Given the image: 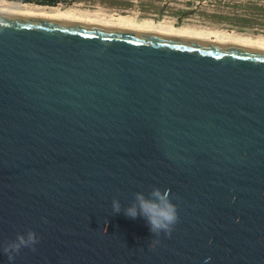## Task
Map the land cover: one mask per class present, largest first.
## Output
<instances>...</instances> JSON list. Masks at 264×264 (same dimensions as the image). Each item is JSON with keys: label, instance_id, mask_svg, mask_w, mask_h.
Returning <instances> with one entry per match:
<instances>
[{"label": "water", "instance_id": "obj_1", "mask_svg": "<svg viewBox=\"0 0 264 264\" xmlns=\"http://www.w3.org/2000/svg\"><path fill=\"white\" fill-rule=\"evenodd\" d=\"M29 229L11 264H264V48L0 14V264Z\"/></svg>", "mask_w": 264, "mask_h": 264}, {"label": "bare ground", "instance_id": "obj_2", "mask_svg": "<svg viewBox=\"0 0 264 264\" xmlns=\"http://www.w3.org/2000/svg\"><path fill=\"white\" fill-rule=\"evenodd\" d=\"M0 14L49 18L57 21L80 22L140 32L204 39L209 41L264 48V34H253L223 27H196L176 24L171 19L138 17L135 14L108 12L101 8L85 7L81 3L70 6L35 4L32 2L0 0Z\"/></svg>", "mask_w": 264, "mask_h": 264}, {"label": "rangeland", "instance_id": "obj_3", "mask_svg": "<svg viewBox=\"0 0 264 264\" xmlns=\"http://www.w3.org/2000/svg\"><path fill=\"white\" fill-rule=\"evenodd\" d=\"M8 1L24 2L25 0ZM238 1L239 2L234 0H75L69 2V0H61L57 4L70 6L81 3L85 7L101 8L108 12L117 11L119 13H132L138 17L171 19L176 24H187L196 27H223L246 33L264 34V6L260 5L258 0ZM177 11L180 12L178 15H175Z\"/></svg>", "mask_w": 264, "mask_h": 264}, {"label": "clouds", "instance_id": "obj_4", "mask_svg": "<svg viewBox=\"0 0 264 264\" xmlns=\"http://www.w3.org/2000/svg\"><path fill=\"white\" fill-rule=\"evenodd\" d=\"M112 209L114 212L121 211L119 199H113ZM124 213L133 219L138 215L145 218L149 230L157 235L161 232L170 234L178 220L177 206L173 203L169 190L160 187H153L147 196L143 192H136L134 201L124 209ZM38 240L39 237L36 232L29 229L26 232L18 233L14 240L3 246L2 251L7 255L11 264L15 259V255L22 248H34Z\"/></svg>", "mask_w": 264, "mask_h": 264}, {"label": "trees", "instance_id": "obj_5", "mask_svg": "<svg viewBox=\"0 0 264 264\" xmlns=\"http://www.w3.org/2000/svg\"><path fill=\"white\" fill-rule=\"evenodd\" d=\"M29 2H35L39 4H47V5H56L61 0H25ZM75 1V0H69V2ZM180 11H177L175 15H178Z\"/></svg>", "mask_w": 264, "mask_h": 264}, {"label": "built area", "instance_id": "obj_6", "mask_svg": "<svg viewBox=\"0 0 264 264\" xmlns=\"http://www.w3.org/2000/svg\"><path fill=\"white\" fill-rule=\"evenodd\" d=\"M234 1L239 2L238 0H234ZM258 3H259L260 5H263V6H264V0H258Z\"/></svg>", "mask_w": 264, "mask_h": 264}]
</instances>
